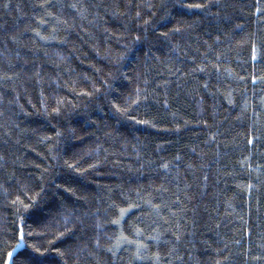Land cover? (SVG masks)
<instances>
[{"label":"trees","instance_id":"16d2710c","mask_svg":"<svg viewBox=\"0 0 264 264\" xmlns=\"http://www.w3.org/2000/svg\"><path fill=\"white\" fill-rule=\"evenodd\" d=\"M21 230L44 264H264V0H0V264Z\"/></svg>","mask_w":264,"mask_h":264},{"label":"snow or ice","instance_id":"6c2138e0","mask_svg":"<svg viewBox=\"0 0 264 264\" xmlns=\"http://www.w3.org/2000/svg\"><path fill=\"white\" fill-rule=\"evenodd\" d=\"M195 7H204L197 4ZM178 30V29H177ZM123 212V210H121ZM24 233L21 230L20 238L17 240L16 247L7 253V264H44L43 253L38 248L33 247L31 252H21V249L26 247L24 243ZM19 257V258H18Z\"/></svg>","mask_w":264,"mask_h":264}]
</instances>
